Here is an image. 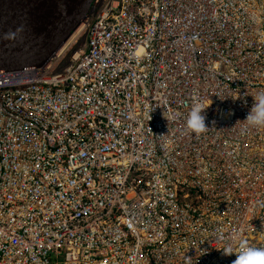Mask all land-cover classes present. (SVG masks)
<instances>
[{
	"label": "built area",
	"instance_id": "built-area-1",
	"mask_svg": "<svg viewBox=\"0 0 264 264\" xmlns=\"http://www.w3.org/2000/svg\"><path fill=\"white\" fill-rule=\"evenodd\" d=\"M84 47L0 74V264H232L264 247V0H95ZM195 104L207 129L185 125Z\"/></svg>",
	"mask_w": 264,
	"mask_h": 264
},
{
	"label": "water",
	"instance_id": "water-1",
	"mask_svg": "<svg viewBox=\"0 0 264 264\" xmlns=\"http://www.w3.org/2000/svg\"><path fill=\"white\" fill-rule=\"evenodd\" d=\"M94 2L0 0V74L46 65L69 42Z\"/></svg>",
	"mask_w": 264,
	"mask_h": 264
},
{
	"label": "clouds",
	"instance_id": "clouds-1",
	"mask_svg": "<svg viewBox=\"0 0 264 264\" xmlns=\"http://www.w3.org/2000/svg\"><path fill=\"white\" fill-rule=\"evenodd\" d=\"M206 109L202 104H195L191 108L185 121L190 132L197 133L207 129L204 115ZM241 123L252 128L264 127V92L253 97V104ZM222 254L226 257L235 256L232 264H264V247H252L241 243L238 250L234 251L231 245H226Z\"/></svg>",
	"mask_w": 264,
	"mask_h": 264
},
{
	"label": "rangeland",
	"instance_id": "rangeland-1",
	"mask_svg": "<svg viewBox=\"0 0 264 264\" xmlns=\"http://www.w3.org/2000/svg\"><path fill=\"white\" fill-rule=\"evenodd\" d=\"M82 47H84V36L80 33L64 49L63 54H61L63 56V59L55 73H60L68 64L70 57Z\"/></svg>",
	"mask_w": 264,
	"mask_h": 264
},
{
	"label": "bare ground",
	"instance_id": "bare-ground-1",
	"mask_svg": "<svg viewBox=\"0 0 264 264\" xmlns=\"http://www.w3.org/2000/svg\"><path fill=\"white\" fill-rule=\"evenodd\" d=\"M81 30H82V25H80V26L75 30V32L72 34L71 39L69 40V42H68L63 48H61V50H59V51L57 52L56 55L61 54L62 51H64V49L66 48V46H67V45H68V44H69V43H70L75 37H77V35L80 34Z\"/></svg>",
	"mask_w": 264,
	"mask_h": 264
}]
</instances>
